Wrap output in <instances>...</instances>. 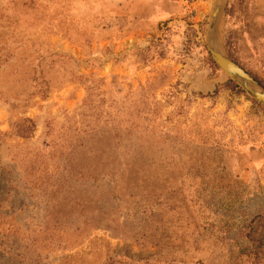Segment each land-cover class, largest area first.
<instances>
[{
	"label": "rangeland",
	"instance_id": "obj_1",
	"mask_svg": "<svg viewBox=\"0 0 264 264\" xmlns=\"http://www.w3.org/2000/svg\"><path fill=\"white\" fill-rule=\"evenodd\" d=\"M153 1L0 0V264H248L264 105L218 0ZM217 40L264 87V0Z\"/></svg>",
	"mask_w": 264,
	"mask_h": 264
},
{
	"label": "water",
	"instance_id": "obj_2",
	"mask_svg": "<svg viewBox=\"0 0 264 264\" xmlns=\"http://www.w3.org/2000/svg\"><path fill=\"white\" fill-rule=\"evenodd\" d=\"M228 0H218L211 14L208 31V48L218 66L232 79L236 80L248 93L264 105L262 87L245 69L237 64L219 45L217 25Z\"/></svg>",
	"mask_w": 264,
	"mask_h": 264
},
{
	"label": "trees",
	"instance_id": "obj_3",
	"mask_svg": "<svg viewBox=\"0 0 264 264\" xmlns=\"http://www.w3.org/2000/svg\"><path fill=\"white\" fill-rule=\"evenodd\" d=\"M247 246L242 254L248 258V264H264V214L256 216L247 225L244 233ZM238 264H242L239 258Z\"/></svg>",
	"mask_w": 264,
	"mask_h": 264
},
{
	"label": "crops",
	"instance_id": "obj_4",
	"mask_svg": "<svg viewBox=\"0 0 264 264\" xmlns=\"http://www.w3.org/2000/svg\"><path fill=\"white\" fill-rule=\"evenodd\" d=\"M139 2H141V0H131V4H132V7H135L136 5H140L139 4ZM142 2H143V0H142ZM155 2V3H154ZM165 2V1H164ZM152 4L156 7V10H155V12L157 13V14H160L161 13V11H163V6H166L167 4L166 3H163V4H161V2L159 1V0H154L153 2H152ZM132 13H134V14H138V13H136V12H132ZM163 15H165L164 13H162Z\"/></svg>",
	"mask_w": 264,
	"mask_h": 264
}]
</instances>
